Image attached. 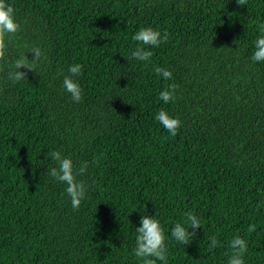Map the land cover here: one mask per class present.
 <instances>
[{"label":"trees","instance_id":"16d2710c","mask_svg":"<svg viewBox=\"0 0 264 264\" xmlns=\"http://www.w3.org/2000/svg\"><path fill=\"white\" fill-rule=\"evenodd\" d=\"M5 2L21 25L6 39L9 65L33 47L46 58L20 69L25 80L0 79V264H142V216L160 221L168 264H227L236 236L244 264H264V62L251 59L264 0ZM148 27L169 39L135 60L132 37ZM75 64L79 103L63 87ZM161 109L182 122L177 135L155 119ZM55 150L89 163L78 210L49 174ZM188 212L202 225L184 245L170 233Z\"/></svg>","mask_w":264,"mask_h":264},{"label":"clouds","instance_id":"9594fccd","mask_svg":"<svg viewBox=\"0 0 264 264\" xmlns=\"http://www.w3.org/2000/svg\"><path fill=\"white\" fill-rule=\"evenodd\" d=\"M238 5H245L247 0H237ZM259 29L262 33L261 36L255 41V52L251 59L253 62H264V23L260 24ZM21 31V25L15 19L14 8L5 2L0 0V79L10 81L12 84H16L22 80L27 79V72L20 71L21 68L28 71L35 72V66L43 59L46 58L44 52L39 47H33L29 53H34L33 59L29 60L27 55H21L16 58L11 65L8 63V44L6 39L16 35ZM132 39L138 42V46L132 52V58L138 61H149L153 53L148 50L151 47H159L162 43H166L169 39V33L154 30L151 27L140 28ZM148 46V48L144 47ZM155 73L164 79H171L172 72L167 69L156 67ZM68 72L70 75H66L63 78V87L70 94L73 102L79 103L83 99V90L81 85L77 82L76 77L83 74V66L81 64H75L69 66ZM177 85L171 84L168 88L159 93V98L163 103L175 102L177 99L176 91ZM155 119L160 122L164 129L172 136L177 135L179 128L181 127V121L178 118H173L167 111L161 109L156 115ZM51 157L57 162V166L50 169V176L57 182L66 185V193L70 198L71 206L73 210H78L82 201L86 198V185L82 180H79L78 176H83L89 163L85 162L80 168H75L73 161L69 157H65L59 150L51 152ZM186 215L184 224L176 223L171 229V237L175 241L189 245L193 238L197 235L196 229H200L202 222L193 213L188 212ZM141 226L135 228L136 239L134 255L142 261V264H157V261L168 264L167 258V237L164 233L160 221L154 216H142L140 220ZM193 229V231H189ZM256 230L255 225H250L249 232ZM211 243L209 245V251L215 249L218 246L216 237H211ZM231 254L228 258L227 264H244V255L247 252V242L240 236L234 237L229 244Z\"/></svg>","mask_w":264,"mask_h":264}]
</instances>
